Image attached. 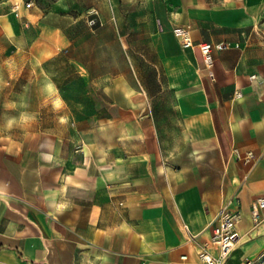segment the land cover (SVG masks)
I'll return each instance as SVG.
<instances>
[{
    "label": "crops",
    "instance_id": "obj_1",
    "mask_svg": "<svg viewBox=\"0 0 264 264\" xmlns=\"http://www.w3.org/2000/svg\"><path fill=\"white\" fill-rule=\"evenodd\" d=\"M39 1L0 0V264H203L230 196L227 264H264V0ZM175 24L230 43L212 77ZM27 45L31 107L6 122Z\"/></svg>",
    "mask_w": 264,
    "mask_h": 264
},
{
    "label": "built area",
    "instance_id": "obj_2",
    "mask_svg": "<svg viewBox=\"0 0 264 264\" xmlns=\"http://www.w3.org/2000/svg\"><path fill=\"white\" fill-rule=\"evenodd\" d=\"M32 5V0H26L22 4H14L12 11L19 15V8H29ZM87 24L90 27L101 25L98 11L92 9L89 11ZM172 32L183 48L197 49L202 57L203 65L209 70V75L212 77L210 68L213 65L215 54L221 50L231 47L227 42H196L194 41L190 27L186 24H175L172 27ZM255 75H251L254 78ZM241 96L240 92L235 91L234 97ZM264 163V157H263ZM238 199L235 196H230L223 199L219 204L216 215L213 219L212 231L210 239L198 246V256L203 264H227L226 260L230 252L236 246L237 232L236 225L240 221V212L238 209L232 208L233 204H237ZM264 209V195L255 198L250 205V213L253 221L257 223L261 218V210ZM185 226V225H184ZM186 228V226H185Z\"/></svg>",
    "mask_w": 264,
    "mask_h": 264
},
{
    "label": "rangeland",
    "instance_id": "obj_3",
    "mask_svg": "<svg viewBox=\"0 0 264 264\" xmlns=\"http://www.w3.org/2000/svg\"><path fill=\"white\" fill-rule=\"evenodd\" d=\"M20 1L24 2L26 0ZM51 1L53 0H42V3L39 2L41 4H43V2L48 4ZM39 40L46 41L44 38H40ZM5 56H7L9 62L13 60L14 63L17 64V67L4 69L3 71L4 80L7 82V84H5V96H7V98L3 100V118L6 122L10 121L12 118V105H17L18 103L19 116L22 122L23 119L27 118L28 107H31V45H27L25 50H21L19 53L13 54L12 52H7ZM36 75L42 74L36 70ZM12 77H14L13 80ZM15 77H17L16 80ZM40 86L42 87V85Z\"/></svg>",
    "mask_w": 264,
    "mask_h": 264
}]
</instances>
